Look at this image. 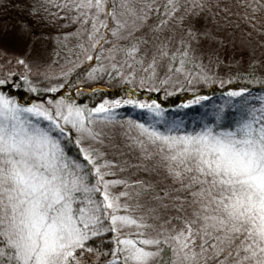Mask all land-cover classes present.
<instances>
[{"label": "snow or ice", "instance_id": "1", "mask_svg": "<svg viewBox=\"0 0 264 264\" xmlns=\"http://www.w3.org/2000/svg\"><path fill=\"white\" fill-rule=\"evenodd\" d=\"M75 7L87 10L80 15L91 20L92 48L103 28L125 41L118 50L151 68L158 58L179 57L180 65L195 58L192 21L207 5L80 0ZM245 91L228 93L240 108L227 126L220 114L192 131L139 124L135 163L118 151L110 156L92 127L98 114L111 119L108 101L87 110L64 98L22 106L0 91V264H264V105L248 104ZM106 233L101 252L93 245Z\"/></svg>", "mask_w": 264, "mask_h": 264}, {"label": "rangeland", "instance_id": "2", "mask_svg": "<svg viewBox=\"0 0 264 264\" xmlns=\"http://www.w3.org/2000/svg\"><path fill=\"white\" fill-rule=\"evenodd\" d=\"M241 1L244 7L255 5V9L248 6L250 23L245 21L244 12L240 15L232 12L226 3L220 10L218 4L202 0L207 7L192 21L198 31L190 49V57L194 55L195 58L184 65L179 64V57L175 64L170 58L163 61L158 58L156 65L150 68L149 60L141 62L139 57H127L126 50H118L117 46L125 48V41L114 40L103 28L99 29L103 41L99 47L92 48L93 41L88 38L91 20L84 23L80 15L87 10L75 7L80 0H0V79H6L10 89L18 87L22 81L32 92L42 89L52 93L49 89L55 87L56 91L62 88V93L67 94L77 87L76 84L86 87L105 83L128 84L161 95L225 85L230 75L237 71L264 76V31L254 26L258 21L254 12L261 0ZM26 27L30 31L25 32ZM179 31L177 29V34ZM204 32L210 33L211 38L203 35ZM86 55L93 58L86 59ZM20 60L24 63H19ZM176 67L182 70L178 72ZM5 91L2 92L6 94ZM81 93L75 96L79 98ZM60 98L63 97L55 99ZM119 98L114 99L119 100L116 106L111 101L105 106L111 109L124 104L126 99ZM48 100L45 98L38 103L46 104ZM92 127L102 133L104 144L101 147L110 156L118 151L122 153L118 159L136 162L139 151L135 141L144 139L138 126L129 121L94 119Z\"/></svg>", "mask_w": 264, "mask_h": 264}, {"label": "trees", "instance_id": "3", "mask_svg": "<svg viewBox=\"0 0 264 264\" xmlns=\"http://www.w3.org/2000/svg\"><path fill=\"white\" fill-rule=\"evenodd\" d=\"M218 4V8L222 10L221 5L226 3L232 12H244L246 22L248 20V11L252 5L247 4L245 7L241 0H210ZM259 7L256 8L254 16L258 19L257 28L264 31V1H258ZM249 6V8H248ZM224 8V6H223ZM243 10V11H242ZM248 10V11H247ZM238 73V74H237ZM235 74V75H234ZM234 75V76H233ZM231 78L225 85H213L206 89L197 90L188 93L180 91L176 94H152L128 84L110 85L105 83H98L94 85L82 86L76 84L70 93L64 94L62 91L57 90L48 91L39 89L32 92L25 86L22 81L15 89H10L8 86L0 87L2 91L10 95L17 103L22 106H29L33 103L45 101V98L53 99L62 96L66 100H71L76 105L85 106V108H93L104 101H112L120 99L119 97L131 100L134 103H124L110 110L111 119L119 122H131V124L138 126L144 124L147 127H154L160 131H166L168 127L176 125L179 130L192 131L199 128L205 123H211L217 114L224 117L220 123L224 126L231 124L234 119L239 116L240 97H231L228 95L230 91L246 89L241 95L247 100L248 104L259 108L264 105V76H256L249 71H237L230 75ZM9 90V91H8ZM81 93V96L76 97V93ZM10 93V94H9ZM145 103L144 105L136 104ZM136 104V105H135ZM136 111H140L136 113ZM159 113V114H157ZM96 115V114H94ZM104 114H98L96 119ZM106 120V119H101ZM176 130V129H174ZM74 135V133H73ZM69 148L74 151V146L70 145ZM110 233L104 234L103 240L96 239L94 247H99L101 252H106L110 243Z\"/></svg>", "mask_w": 264, "mask_h": 264}]
</instances>
